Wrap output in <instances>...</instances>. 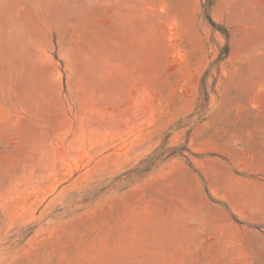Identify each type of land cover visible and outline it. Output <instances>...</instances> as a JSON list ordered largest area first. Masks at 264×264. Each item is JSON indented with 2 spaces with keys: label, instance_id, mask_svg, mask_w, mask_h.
<instances>
[{
  "label": "rangeland",
  "instance_id": "1",
  "mask_svg": "<svg viewBox=\"0 0 264 264\" xmlns=\"http://www.w3.org/2000/svg\"><path fill=\"white\" fill-rule=\"evenodd\" d=\"M0 33V264H264V0H0Z\"/></svg>",
  "mask_w": 264,
  "mask_h": 264
},
{
  "label": "crops",
  "instance_id": "2",
  "mask_svg": "<svg viewBox=\"0 0 264 264\" xmlns=\"http://www.w3.org/2000/svg\"><path fill=\"white\" fill-rule=\"evenodd\" d=\"M14 44L12 38H6L0 33V57L4 60H12L11 45ZM4 92V91H3Z\"/></svg>",
  "mask_w": 264,
  "mask_h": 264
},
{
  "label": "trees",
  "instance_id": "3",
  "mask_svg": "<svg viewBox=\"0 0 264 264\" xmlns=\"http://www.w3.org/2000/svg\"><path fill=\"white\" fill-rule=\"evenodd\" d=\"M227 54H228V49L226 47V49H225V55H227ZM206 99H207V94H206Z\"/></svg>",
  "mask_w": 264,
  "mask_h": 264
}]
</instances>
